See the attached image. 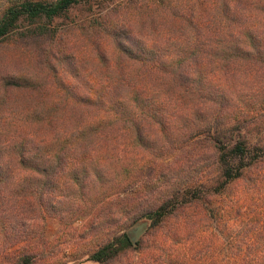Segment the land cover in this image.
Listing matches in <instances>:
<instances>
[{"label":"trees","instance_id":"trees-1","mask_svg":"<svg viewBox=\"0 0 264 264\" xmlns=\"http://www.w3.org/2000/svg\"><path fill=\"white\" fill-rule=\"evenodd\" d=\"M76 4L0 0V264H61L48 218L96 264H186L207 231L264 264L241 254L262 224L235 228L264 170V0H125L78 35Z\"/></svg>","mask_w":264,"mask_h":264},{"label":"rangeland","instance_id":"rangeland-1","mask_svg":"<svg viewBox=\"0 0 264 264\" xmlns=\"http://www.w3.org/2000/svg\"><path fill=\"white\" fill-rule=\"evenodd\" d=\"M161 1L163 2L164 0ZM185 1L191 4L196 3V0ZM124 2L125 0H77L75 8L70 11L68 17L61 19L56 24L58 26H71L78 35L81 31L86 32L88 30L89 22L93 18L104 14L115 4ZM75 42L76 44H74V46L76 51L81 52V41L76 37ZM252 79L253 77L249 79V82ZM254 86L255 87H250L252 91L250 94L259 93V89L264 90L263 86L259 88L258 83ZM262 95H264V92ZM257 112L253 120L255 129L253 131L250 129L252 133H248V138H250L252 143L260 141L264 144V110L258 109ZM260 177L262 179H259L256 189L253 190L251 195L246 196V202L236 221L235 228L239 230L244 224L253 223L254 221L259 222V224L263 226V230H261L263 234L260 237L264 238V170ZM80 225L81 224L78 223L69 228H64L62 223L57 219L48 218L47 220L46 238L55 246L54 249L56 250V255H58L57 258L61 261V264H96L87 260L86 256L83 255L87 250V246L84 244V240L79 237ZM219 235L222 236L220 232ZM221 236H218L219 238L217 240L213 232L210 233L207 231L198 241L193 242L190 248L186 249V252L194 254L195 257H193V261H188L186 264H246L242 263L237 252L230 249L228 240H226L227 237ZM260 247H262V245L252 244L244 252L242 251L241 254H245L248 260L257 258L262 259V257H264V255H262L264 249ZM255 263V260L251 262V264Z\"/></svg>","mask_w":264,"mask_h":264}]
</instances>
